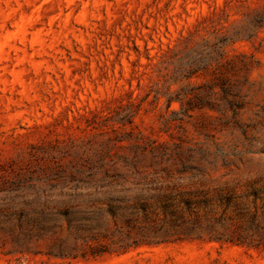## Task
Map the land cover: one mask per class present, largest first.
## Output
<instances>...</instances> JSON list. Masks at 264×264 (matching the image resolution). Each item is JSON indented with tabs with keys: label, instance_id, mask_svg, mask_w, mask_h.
I'll list each match as a JSON object with an SVG mask.
<instances>
[{
	"label": "rangeland",
	"instance_id": "obj_1",
	"mask_svg": "<svg viewBox=\"0 0 264 264\" xmlns=\"http://www.w3.org/2000/svg\"><path fill=\"white\" fill-rule=\"evenodd\" d=\"M0 264H264V0H0Z\"/></svg>",
	"mask_w": 264,
	"mask_h": 264
},
{
	"label": "trees",
	"instance_id": "obj_2",
	"mask_svg": "<svg viewBox=\"0 0 264 264\" xmlns=\"http://www.w3.org/2000/svg\"><path fill=\"white\" fill-rule=\"evenodd\" d=\"M68 214H69V212H68L67 210H64L63 213H62V215H63L64 217H67ZM70 221H71V220H70ZM70 221H69V222H70ZM77 222H78L79 226H85V225L83 224L84 219H78ZM60 250H61V252H63V249H60Z\"/></svg>",
	"mask_w": 264,
	"mask_h": 264
}]
</instances>
